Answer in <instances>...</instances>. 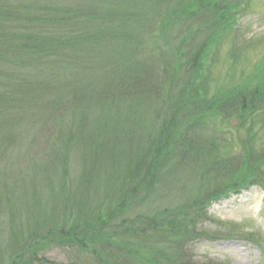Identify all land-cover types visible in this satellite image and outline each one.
I'll return each mask as SVG.
<instances>
[{"label":"trees","instance_id":"16d2710c","mask_svg":"<svg viewBox=\"0 0 264 264\" xmlns=\"http://www.w3.org/2000/svg\"><path fill=\"white\" fill-rule=\"evenodd\" d=\"M239 2L0 0V155L24 142L39 145L47 185L42 194L26 174L18 184L0 179V257L7 264H57L44 256L56 245L73 259L59 264H224L195 261L189 245L207 236L198 229L209 221L212 203L253 186L264 190V157L221 163L188 132L207 109L224 119L228 112L256 116L264 97L250 88L219 93L209 103L196 88L199 70L183 72L181 63L182 53L195 48L188 41L192 28L213 33L229 14L235 19ZM211 35L196 53L199 67ZM156 53L161 69L154 76ZM112 88L118 98L134 97L116 107L113 113L125 114L111 118V130H84L90 117L82 113L77 121L73 99H55L113 106ZM131 126L137 140L119 132ZM73 160L79 162L75 175ZM187 169V184L177 187ZM130 203L136 209L147 204L146 212L130 218V209L112 226L113 214ZM239 236L262 247L261 239Z\"/></svg>","mask_w":264,"mask_h":264},{"label":"rangeland","instance_id":"374dc122","mask_svg":"<svg viewBox=\"0 0 264 264\" xmlns=\"http://www.w3.org/2000/svg\"><path fill=\"white\" fill-rule=\"evenodd\" d=\"M241 1L246 5H244L245 9L240 12L236 28L234 24L233 27H227L238 16L236 15L234 19L233 16V18L230 17V14V19L227 18L223 22H220L218 28L213 31L214 34L211 32L210 34L203 33V35L201 32L198 33L196 30L199 28L198 25L195 29L192 28L195 32H190L194 39L188 40L191 43L190 47L195 45V48L191 52L182 53V62L185 60V63H181L182 71L184 72L185 67L187 70H199L200 76L196 78V88L197 90L199 89L201 92L199 94L202 97L209 99V103L213 102L219 93L231 95L250 88H260L262 92L261 99L264 97V0ZM230 9H232L231 5L228 6V13L231 12ZM230 29L231 33H229ZM153 34H158V32H153ZM195 34H198V36H194ZM210 35L211 38L208 39V45L203 52V59L205 61L202 63L204 65H200L199 67L196 64V53L203 49L205 39L210 37ZM174 37H177L176 41L179 42L183 34L180 32L177 35L174 34ZM202 41L204 42L201 46ZM158 55L156 53L151 62L155 69L154 76L158 75L161 69ZM109 59V57L108 59L104 58L102 61V65L105 68ZM206 73L209 74V78L205 80ZM205 81L206 83H204ZM98 84L100 87L101 83L98 82ZM204 85L206 87L202 91ZM112 91L115 95L114 99H116L113 106L108 105L106 101H102L97 107H86L81 105V102L74 101L76 99L72 96L66 95H57L55 99L56 102L64 97L73 99L71 101L72 107L74 106L72 111L77 121L83 120L82 113H86L85 115L90 117L84 121V130H102L103 127L106 128L105 130H111L114 128V123L110 121L111 118L115 114H125V111L122 109H117L116 113H113L116 107L128 104V101H132L134 97L118 98L117 91L114 88H112ZM99 98L100 95L97 94L92 100L97 101ZM257 109L258 113L256 116H251L250 114L236 115L235 112H228L225 119L224 116L216 114L214 110L207 109L195 118L198 120L196 125H194L193 119L189 121L192 122L189 126H195L193 130L188 132L189 138L191 136L195 140L198 138V142H202V146L207 145L211 147V154L209 156L221 163L236 161V159L244 161L243 156L247 155H251L249 162L252 159L259 161L264 157V101H260ZM102 112H108L104 118ZM78 131L79 128L73 132L77 133ZM119 132H123L124 134L127 132L128 138L132 135L133 139L137 140L139 137V131L135 126L133 128L132 126L130 128H122ZM45 140L47 141V139ZM159 141L162 140L159 139ZM42 153H44L42 147L30 145L29 142H24L18 145L17 148L14 147L7 157L4 152L0 155V179L12 178V182L18 184L21 182V178L25 176L24 174H26L27 183L34 181L35 185H38V190L42 194L46 193L47 185L44 182V166L42 165L46 162ZM69 154L70 158L66 162L67 169L71 167L72 160V153ZM73 163L72 173H74V170L77 171L79 166L78 160L76 162L73 160ZM3 166H5L4 170H2ZM7 175H10V177H7ZM179 176H182L184 180L178 181L180 184L178 183L177 187L183 188L190 176L188 169L187 173L180 174ZM262 177L264 178V175ZM146 207L147 204L136 209V206L130 203L125 207L124 211L119 210L116 213L117 215L113 214L114 218L110 223H112V226L117 225L126 211L130 209V213H126V216L129 215L130 218H134L138 214H144ZM134 208L136 210H132ZM207 214L210 218L209 221L203 225H199L201 227L198 230L200 233L205 231V235L212 238L208 239L204 235L199 236L197 240L189 245L195 261L199 263H206L212 260L213 262L224 264H264V190L260 186L250 187L238 195H229L218 202L212 203L207 210ZM20 221L24 223L26 220L25 218H20ZM20 221L18 220V222ZM242 233L261 239L263 241L260 243L262 247L251 243L250 240H242L244 239L242 238L243 236H239ZM235 238L242 239L232 240ZM68 253V250L66 252L64 248H59L56 245L46 251L44 256L59 264L60 262L66 263L73 260L68 256ZM151 256L156 258L155 254Z\"/></svg>","mask_w":264,"mask_h":264},{"label":"bare ground","instance_id":"6f19581e","mask_svg":"<svg viewBox=\"0 0 264 264\" xmlns=\"http://www.w3.org/2000/svg\"><path fill=\"white\" fill-rule=\"evenodd\" d=\"M157 82H158V80H157ZM114 103H115V102H112L113 105H114ZM16 160H17V159H16ZM16 160H15V161H16ZM25 216H26L25 214H20V216H18V217H20L21 219H23V218L26 219L27 217H25ZM26 222H27V221H25L24 223L26 224ZM24 223H23V224H24ZM26 228H27V227H26ZM23 231L26 232L25 230H23ZM47 251H48V250H47ZM0 262L3 263V264H7V263H8V262H7V259H4L3 257H0Z\"/></svg>","mask_w":264,"mask_h":264}]
</instances>
